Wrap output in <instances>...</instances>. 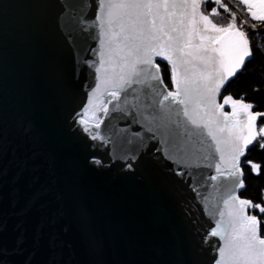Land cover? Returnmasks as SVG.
<instances>
[{"label":"water","instance_id":"obj_1","mask_svg":"<svg viewBox=\"0 0 264 264\" xmlns=\"http://www.w3.org/2000/svg\"><path fill=\"white\" fill-rule=\"evenodd\" d=\"M97 4L0 0V264H215L224 241L208 235L220 219L209 209L223 208L228 181L207 179L220 159L207 130L169 138L137 84L96 113L101 138L76 122L99 82Z\"/></svg>","mask_w":264,"mask_h":264},{"label":"snow or ice","instance_id":"obj_2","mask_svg":"<svg viewBox=\"0 0 264 264\" xmlns=\"http://www.w3.org/2000/svg\"><path fill=\"white\" fill-rule=\"evenodd\" d=\"M209 2L211 0H180L179 3L175 0H98L99 60L89 66L98 74L99 82L90 91L88 104L76 114V122L92 139L101 138L99 133H93L101 123L96 113L103 111L107 115L108 104L119 100L121 92L125 93L127 102L126 89L137 84L145 86L143 95H151L152 102L147 105L152 108L149 115L169 138L174 134L177 139L191 140L206 129L215 145L214 151L220 154L219 162L215 163L216 175H208L207 179L219 181L223 177L228 181L217 186L223 208L209 209L211 216L218 214L220 219L208 235L219 236L224 241L223 247L217 249L219 258L215 264H264V238L259 235L264 223V202L240 199L235 192L246 186L241 157H245L249 146H258L264 151V111H253L257 106L245 102L246 96L234 99L231 93L223 95L221 92V89L227 90L229 80L242 73L264 45L256 44L254 51L249 33L235 22V12L231 14L232 22L226 26L214 23L210 16L220 15L215 7L209 14L201 12L202 4ZM239 3L245 6L252 20L264 23V0H239ZM215 4L230 11L221 0H215ZM176 9L182 10L179 15ZM256 27L252 25L253 35ZM225 39L226 46L212 47ZM193 43L199 49L195 56L185 51ZM155 57L171 65L175 91H168ZM189 57L198 61L195 70L189 68L193 62ZM181 66L182 78L178 75ZM105 95L111 99L103 100ZM218 95L222 96L223 103H217ZM134 99L139 102V97ZM156 105L160 106L158 110ZM173 105L183 107L176 109ZM225 106L231 107V114L224 111ZM181 113L186 118L183 121L179 119ZM236 129L239 131H234ZM176 147L187 152L179 144ZM196 153H200L197 160L201 157L209 160L211 156L207 149L196 148L193 155ZM224 164L228 165L227 169L222 168ZM244 164L251 167L253 174L260 175L261 164L249 159H245ZM207 166L212 167V162ZM193 190H197L195 186ZM248 209L258 210L262 216L249 214Z\"/></svg>","mask_w":264,"mask_h":264},{"label":"trees","instance_id":"obj_3","mask_svg":"<svg viewBox=\"0 0 264 264\" xmlns=\"http://www.w3.org/2000/svg\"><path fill=\"white\" fill-rule=\"evenodd\" d=\"M251 41L254 46V51H256V44L264 45V42L260 41L257 37H252ZM156 63L161 68V74L165 84L168 86V91H174V85L171 79V66L162 62ZM226 88V91L224 89L222 91L223 95L231 93L234 99L242 95L246 96L248 99L245 102H252L257 106L253 111H264V47L256 51V55L252 62L246 65L242 73H238L236 77L232 78L227 83ZM254 89H258V91H254ZM218 103H223L222 96L220 95ZM259 126L260 122H258L257 127ZM245 159L252 160L262 165L259 176L252 173L250 166H245ZM241 167L245 173L243 179L246 186L240 188L238 191L239 198L249 199L253 203L264 202V151L260 150L258 146H250L245 157H241ZM247 211L249 214H256L258 217L262 216V214L255 209H248ZM260 228L259 235L261 238H264V223L261 224Z\"/></svg>","mask_w":264,"mask_h":264},{"label":"flooded vegetation","instance_id":"obj_4","mask_svg":"<svg viewBox=\"0 0 264 264\" xmlns=\"http://www.w3.org/2000/svg\"><path fill=\"white\" fill-rule=\"evenodd\" d=\"M221 3L226 5L230 11L226 12L223 7L215 4V0H211V2L207 3L206 5L202 4L201 12L204 14H209L215 7L220 15L210 16V19H212L213 22L218 26H226L228 23L232 22L231 14L232 12H235L236 24L238 26L242 25V30L249 33L250 40L252 37H257L260 41L264 42V23L252 20L245 6L239 3V0H221ZM245 21L247 22L244 23ZM254 24L257 26L255 35L252 34L254 31L252 25ZM108 98H110V96H108Z\"/></svg>","mask_w":264,"mask_h":264}]
</instances>
